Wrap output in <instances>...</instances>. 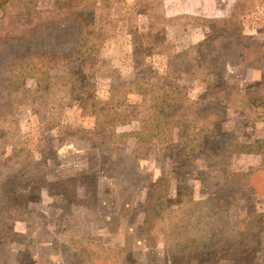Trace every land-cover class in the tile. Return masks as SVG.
<instances>
[{"label": "rangeland", "instance_id": "374dc122", "mask_svg": "<svg viewBox=\"0 0 264 264\" xmlns=\"http://www.w3.org/2000/svg\"><path fill=\"white\" fill-rule=\"evenodd\" d=\"M215 8L0 6V264H264V0Z\"/></svg>", "mask_w": 264, "mask_h": 264}, {"label": "crops", "instance_id": "0c3cea01", "mask_svg": "<svg viewBox=\"0 0 264 264\" xmlns=\"http://www.w3.org/2000/svg\"><path fill=\"white\" fill-rule=\"evenodd\" d=\"M168 17L188 15L192 17L215 18L216 0H163Z\"/></svg>", "mask_w": 264, "mask_h": 264}, {"label": "trees", "instance_id": "16d2710c", "mask_svg": "<svg viewBox=\"0 0 264 264\" xmlns=\"http://www.w3.org/2000/svg\"><path fill=\"white\" fill-rule=\"evenodd\" d=\"M7 1H9V0H4V1L2 0L0 3V6L5 5V3ZM2 9H4V7H2ZM2 9H1V11H3ZM193 19H197V18H193ZM232 23H233V17H231V19H226V20H223L221 22H217L215 24V28H214L213 33L210 34L209 36H207L203 42L198 44V46L201 48H202V46H205L208 48L213 47V52H215L216 48H215V45L212 43V40L214 38H216L219 34L226 31L227 29L232 28L233 27ZM101 42H99V43H101Z\"/></svg>", "mask_w": 264, "mask_h": 264}]
</instances>
